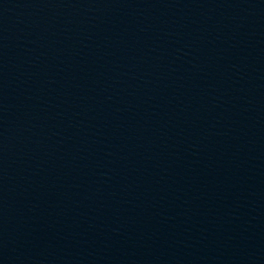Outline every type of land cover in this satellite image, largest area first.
Listing matches in <instances>:
<instances>
[{"label": "water", "instance_id": "1", "mask_svg": "<svg viewBox=\"0 0 264 264\" xmlns=\"http://www.w3.org/2000/svg\"><path fill=\"white\" fill-rule=\"evenodd\" d=\"M0 264H264V0H0Z\"/></svg>", "mask_w": 264, "mask_h": 264}]
</instances>
